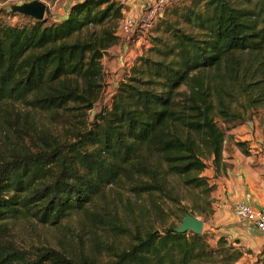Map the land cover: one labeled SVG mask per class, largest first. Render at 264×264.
<instances>
[{"label": "trees", "instance_id": "16d2710c", "mask_svg": "<svg viewBox=\"0 0 264 264\" xmlns=\"http://www.w3.org/2000/svg\"><path fill=\"white\" fill-rule=\"evenodd\" d=\"M170 8L175 19L157 21L150 47L96 113L123 4L78 0L52 21L9 8L23 25L0 12V264H238L243 257L224 236L212 247L204 235L164 226L160 204L178 206L182 219L211 209L215 184L202 173L208 163L214 176L226 168L222 126L231 130L264 104V0H180ZM244 145L236 146L245 152ZM170 176L198 190L202 203L181 205ZM108 187L145 199L154 221L121 224L98 202ZM73 215L91 223L93 246L79 235L58 249L12 239L15 221L59 228Z\"/></svg>", "mask_w": 264, "mask_h": 264}, {"label": "rangeland", "instance_id": "374dc122", "mask_svg": "<svg viewBox=\"0 0 264 264\" xmlns=\"http://www.w3.org/2000/svg\"><path fill=\"white\" fill-rule=\"evenodd\" d=\"M32 1L41 3L45 7L44 19L52 21L64 16L65 11L70 7V5L78 0H0L2 20L6 23L15 25H23L27 23V20L24 17L11 15L9 13V8L11 6L30 3ZM115 1L123 4L124 17L131 15L133 12H137L136 14L140 13L141 5L139 4L133 3L135 4V7H130L125 5L127 0ZM141 1L143 3V0ZM161 18H167L170 20L175 19L172 15L171 8L167 9L165 15ZM158 28L159 22H157L152 29L141 37H138L137 34L134 33H119L118 43L110 48L103 58L102 89L99 99L95 104L93 113L98 112L99 109L106 106L110 100L111 94L115 91V87L118 82L122 81L128 74L129 68L133 64L134 60L145 54L146 50L150 47L152 38L157 36L156 31ZM250 116H253L252 119L249 118ZM244 118L245 122L235 127L244 126V130L250 132L251 135L259 136L260 138L264 137V104L257 106L252 113L250 111L246 112L244 114ZM42 121L47 122L45 118H42ZM250 121L253 122L252 126H249L248 124ZM230 126L231 125L222 126L225 131L226 150L229 154L233 152L235 147H237V143L233 141L232 137V131L234 128L227 130ZM246 144L248 146V143L245 142L244 150H246ZM250 144L253 146L257 145L255 139L254 141L249 142V145ZM261 144L264 145V142H261ZM253 150L257 151L258 148H254ZM239 151L241 153L243 152L241 149ZM202 176L209 179V184H215V189L210 195L209 199L212 201V204L211 209H209L207 213H199L198 210L192 211L193 217L203 222V230L200 235H204L212 247H214L219 237L224 236L228 243L240 248L244 254L238 264H264V259L259 258L261 253L255 255L250 250L237 246V240H235L236 238H234V235H229L228 232H224V227H220L219 224H215L213 221V215L215 213L213 197L217 193L218 188L224 185L222 176H225V169L221 167L218 174L214 176L213 168L211 164L208 163V167L204 170ZM168 180L174 186L175 192L180 198L181 205L190 207L193 203H202L200 198L197 199V197H202V195L198 194V190L185 188L175 177L170 176ZM98 202L105 209V211L117 216L119 222L124 226L129 224L142 226L145 225V223L153 222L155 219L154 215H151L147 209L145 199H135L127 192V190L122 188L108 187L104 192V196ZM160 205L163 209V215L161 217L163 225L166 227L179 226L182 217L178 206H173L169 202L163 204L161 203ZM160 227L161 226L158 224L155 225L156 230ZM12 228V239L19 245L45 244L51 248L58 249L65 244L72 245L76 240L75 235H79L82 243H88L93 246L90 236L94 230L91 229V223L85 221L81 215H73L59 228L27 220L15 221L12 224ZM96 231L100 236L102 235L101 231ZM229 236H231L230 239H228Z\"/></svg>", "mask_w": 264, "mask_h": 264}, {"label": "crops", "instance_id": "0c3cea01", "mask_svg": "<svg viewBox=\"0 0 264 264\" xmlns=\"http://www.w3.org/2000/svg\"><path fill=\"white\" fill-rule=\"evenodd\" d=\"M133 3L142 5L141 0H127L125 5L135 7ZM134 13L130 16L137 17L139 15L136 14L137 12ZM232 137L234 142H246L248 146L246 144L245 152L241 153L240 149L235 147L229 154L225 141L223 162L226 164V168L225 176H222L224 185L218 188L213 197L215 212L213 221L220 227H224V232L234 235L237 246L250 250L255 255L261 253L259 257L261 259L264 250L263 235L249 223L237 221L233 208L238 203H244L264 213V167L261 165L256 151L253 150L256 145H249V142L254 139L256 143L264 142V137L251 135L250 132L244 130V126L234 127Z\"/></svg>", "mask_w": 264, "mask_h": 264}, {"label": "built area", "instance_id": "2783aa9c", "mask_svg": "<svg viewBox=\"0 0 264 264\" xmlns=\"http://www.w3.org/2000/svg\"><path fill=\"white\" fill-rule=\"evenodd\" d=\"M178 1L180 0H143L138 17L127 15L122 19L120 33H134L137 34L138 37H141L154 27L157 21L171 5L177 3ZM248 124L249 126H252L253 122L250 121ZM254 148H258L256 153L259 156L261 165L264 167V145L259 142ZM233 209L237 221L249 223L264 237L263 212H260L255 207L244 203L236 204ZM228 239H230V237H228ZM262 255V259H264V250Z\"/></svg>", "mask_w": 264, "mask_h": 264}, {"label": "water", "instance_id": "95a60500", "mask_svg": "<svg viewBox=\"0 0 264 264\" xmlns=\"http://www.w3.org/2000/svg\"><path fill=\"white\" fill-rule=\"evenodd\" d=\"M10 10L17 14L28 16L37 21L44 20L45 7L37 1L11 6ZM202 230L203 222L189 214H186L185 217L181 219L180 225L175 229L178 233H185L189 231L195 235H200Z\"/></svg>", "mask_w": 264, "mask_h": 264}]
</instances>
